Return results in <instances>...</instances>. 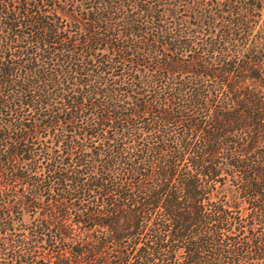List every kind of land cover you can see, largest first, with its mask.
<instances>
[{
  "label": "trees",
  "instance_id": "16d2710c",
  "mask_svg": "<svg viewBox=\"0 0 264 264\" xmlns=\"http://www.w3.org/2000/svg\"><path fill=\"white\" fill-rule=\"evenodd\" d=\"M0 264H264V0H0Z\"/></svg>",
  "mask_w": 264,
  "mask_h": 264
}]
</instances>
